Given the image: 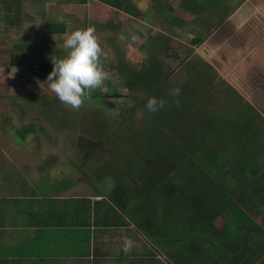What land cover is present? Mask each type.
<instances>
[{"label":"rangeland","instance_id":"1","mask_svg":"<svg viewBox=\"0 0 264 264\" xmlns=\"http://www.w3.org/2000/svg\"><path fill=\"white\" fill-rule=\"evenodd\" d=\"M127 1L139 16H129L99 0H87L84 4H78L79 0L75 3L72 0H21L20 5L13 3L12 9L4 14L3 0H0V84L5 83L10 94L0 96V167L5 164L12 179L14 172L29 176L39 167L41 161L37 158L42 154H55L62 161V157L71 156L95 180L91 168L112 159V167L118 169V156L134 159L138 147L147 146L151 139L148 128L132 131V124L125 126L117 136L109 134L115 138L119 155L110 154L115 149L113 143L93 140L99 141L95 148L97 152L86 161V149L78 143L79 138L95 139L93 135H101L103 129L107 132L108 123H117L128 116V111L144 96L143 89L120 83L112 66L122 55L130 64L146 63L149 44L146 49L138 47L145 38L168 37L165 50L157 54L156 60L163 62L164 72L171 75L172 81L190 79V70L194 68L199 77L206 79L202 90L210 107L222 110L224 104L235 106L236 92L242 101L256 110L258 125L264 129V65L256 63L264 52L259 49L264 43V0H222L221 4L207 6L197 15L183 9L181 0ZM233 9L227 19L219 16ZM8 22L18 27L7 26ZM89 26L94 27L102 48L98 62L105 79L88 96L96 93L102 99L93 104L83 103L74 110L55 99L57 96L46 79L52 70V61L67 54L64 42L68 35ZM197 40L203 42H192ZM42 65L48 72H39ZM242 70L249 73L242 74ZM114 91L120 97L113 96ZM42 97L51 103L49 107L41 104ZM231 108L223 111L218 120L230 114L231 119L242 123L249 113L241 111L245 108ZM204 110L201 108L200 111ZM134 120L142 124L144 113L138 111ZM216 140L217 137H210L209 144ZM260 142L256 146L262 148L259 157L264 165V137ZM77 153L83 155L82 161L74 156ZM4 154H9L8 161L4 160ZM196 160L211 176L222 166V163L208 164L200 155ZM98 172L99 169L96 174ZM218 178L224 188L234 187L231 179L222 178L221 174ZM45 186L48 184L40 182L35 187ZM255 217L264 222V208Z\"/></svg>","mask_w":264,"mask_h":264},{"label":"trees","instance_id":"2","mask_svg":"<svg viewBox=\"0 0 264 264\" xmlns=\"http://www.w3.org/2000/svg\"><path fill=\"white\" fill-rule=\"evenodd\" d=\"M86 1L79 0L78 4ZM221 1L181 0L180 6L197 15L205 7L221 4ZM20 2L3 0L4 14L12 9L13 3L18 6ZM99 2L121 9L129 16H139L127 0ZM208 2L213 4L207 5ZM233 12L234 9L228 10L219 16L227 19ZM7 26L15 27L10 22ZM168 42L165 36L145 38L138 47L145 48L149 44L146 63L130 64L123 55L119 57L112 66L119 82L143 89L144 96L128 111V116L117 123L107 122L110 126L107 132L103 129L101 135H93L95 139L79 138L78 143L86 149V161L97 152L99 141L93 140L113 143L115 149L110 154L119 155L115 138L109 134L117 136L128 124H132V131L148 128L151 139L147 146L138 147L134 159L118 156V169L112 167V159L104 160L97 166L104 174L95 176L104 183L102 193L115 208L127 216L132 210V222L146 232L159 252L167 255L170 264H264V222L255 217L264 208V165L259 157L262 148L256 146L258 142L261 144L264 129L258 125L256 110L236 92L235 106L224 104L222 110L210 107L202 90L206 79L199 77L194 68H190V79L172 81L171 75L164 72L163 62L156 60ZM192 42L201 44L203 41ZM43 71L48 72L46 66H39V72ZM4 85L0 84V96H9ZM176 88L179 95L170 96L171 90ZM112 95L120 97L115 91ZM148 97L164 100V107L150 113L145 107ZM41 99L43 106L51 105L46 98ZM101 99L100 94L91 93L84 103L93 104ZM231 107L245 108L241 111L249 112L242 123L231 119L230 114L218 120L222 112ZM201 108L206 110L201 112ZM138 111L145 116L142 124L134 120ZM212 136L217 140L210 145ZM197 155L211 165L222 163L220 171L214 176L208 174L196 160ZM106 166L111 167L110 170L104 169ZM220 174L233 181L232 189L224 188L218 178ZM131 200L132 209H129Z\"/></svg>","mask_w":264,"mask_h":264},{"label":"crops","instance_id":"3","mask_svg":"<svg viewBox=\"0 0 264 264\" xmlns=\"http://www.w3.org/2000/svg\"><path fill=\"white\" fill-rule=\"evenodd\" d=\"M256 63L264 65V52ZM56 157L42 154L36 170L29 176L14 172V179L1 165L0 264H170L132 222V210L127 216L102 193L97 166L90 167L93 180L71 156ZM40 182L48 186L35 187Z\"/></svg>","mask_w":264,"mask_h":264},{"label":"clouds","instance_id":"4","mask_svg":"<svg viewBox=\"0 0 264 264\" xmlns=\"http://www.w3.org/2000/svg\"><path fill=\"white\" fill-rule=\"evenodd\" d=\"M94 33L91 26L72 31L64 42L67 54L52 61V70L47 75L51 91L61 103L74 110H78L90 91L99 88L105 79L98 62L102 48ZM169 95L178 96L179 89H172ZM164 105L165 101L156 97H148L145 103L150 113L161 110Z\"/></svg>","mask_w":264,"mask_h":264}]
</instances>
